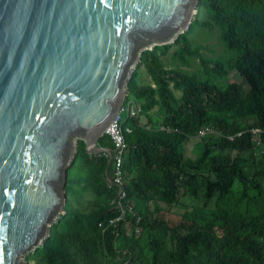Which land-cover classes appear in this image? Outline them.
Listing matches in <instances>:
<instances>
[{
    "label": "trees",
    "instance_id": "1",
    "mask_svg": "<svg viewBox=\"0 0 264 264\" xmlns=\"http://www.w3.org/2000/svg\"><path fill=\"white\" fill-rule=\"evenodd\" d=\"M198 7L236 55L227 67L240 72L246 88L228 82L226 67L205 59L202 48L190 47L187 36L198 18L173 45L145 52L124 101L143 109L138 118L124 116V127L132 129L124 168L135 176L127 192L143 218L142 236L117 239L98 229L116 216L111 204L118 190L109 184L114 165L108 167L106 154L89 155L79 141L66 190L74 201L85 191L94 198L82 212L68 202L28 264H264V0H199ZM171 49V65L199 59L206 78L170 69L161 57ZM142 68L152 83L138 82ZM158 112L161 119L150 121ZM204 127L220 136L202 138L201 153L191 159L184 144ZM254 129L262 130L258 146ZM98 143L114 150L106 135Z\"/></svg>",
    "mask_w": 264,
    "mask_h": 264
},
{
    "label": "water",
    "instance_id": "2",
    "mask_svg": "<svg viewBox=\"0 0 264 264\" xmlns=\"http://www.w3.org/2000/svg\"><path fill=\"white\" fill-rule=\"evenodd\" d=\"M198 1L0 0V264L46 244L79 141L108 152L133 68L189 30Z\"/></svg>",
    "mask_w": 264,
    "mask_h": 264
},
{
    "label": "built area",
    "instance_id": "3",
    "mask_svg": "<svg viewBox=\"0 0 264 264\" xmlns=\"http://www.w3.org/2000/svg\"><path fill=\"white\" fill-rule=\"evenodd\" d=\"M125 101V99H124ZM141 114V109L137 107L135 101L130 100V103H123L116 116L111 120L109 125L105 129L104 135L110 136L114 143L113 150V161H114V174L110 180V187L115 186L118 190L117 198L112 203V212L116 213L114 218L109 219L107 222L98 224V229L102 234L108 232L112 233L116 238H119L122 234V231H128L132 233V228H135L134 233L136 236L142 234V222L143 219L136 211V208L133 206V202L128 198V181L125 177V161L126 155L129 151V147L126 141V134L132 133V129L124 127L125 118H138ZM148 128V127H147ZM160 131H170V127L165 125H160L158 127ZM262 132L260 129L252 130L254 134L253 141L254 143L260 145L261 140L259 134ZM209 134H217L220 136V133L214 131L211 127H204L198 132L197 138H204ZM241 134H238L240 136ZM235 136H226V139L233 141ZM124 264H128L125 262Z\"/></svg>",
    "mask_w": 264,
    "mask_h": 264
},
{
    "label": "rangeland",
    "instance_id": "4",
    "mask_svg": "<svg viewBox=\"0 0 264 264\" xmlns=\"http://www.w3.org/2000/svg\"><path fill=\"white\" fill-rule=\"evenodd\" d=\"M198 3H199V1H198ZM197 18H198V20L193 23L192 28H191V32L187 36V41H188L190 47L192 49L202 48L203 51H202L201 55L205 59L210 60L214 64L221 63L226 67V71H227L226 79L228 82H236L238 84H241L244 88H246L245 82H244L243 77L241 76L240 72L237 71L236 69H230L227 67L232 60H235L236 55H234V53L226 50V48L222 42L221 34H220L218 27L216 26V24L214 22L211 21V19L209 18V14L205 10L204 7H198V5H197V8H195V11H193V16L191 18V22H193ZM204 22L210 23L211 26L207 29L201 28L200 25L203 24ZM156 48H159V47H156ZM173 51H174V49H171L170 52L165 57H163V56L161 57L165 61V63L168 64V67L170 69H174V70L179 71L180 73H183V74L197 75L200 79L206 78L204 75V70L202 69V64H201L199 59H192V60H189V61L183 62V63L177 61L173 65H171L170 64V57H171V54ZM140 63L136 67L135 72L138 71ZM209 68L212 69L213 65L210 64ZM138 75H139V78H137V80L140 84L149 83L150 79L145 74V70L143 68H142V70H140L138 72ZM209 79H212L211 75H209ZM219 82L224 83V80H219ZM150 83H152V82H150ZM176 95L179 96L180 92L176 91ZM193 139L198 140V142L192 141V139H191V141H189V145H190L189 147L190 148L194 147L195 152L194 153L190 152L187 155V150H186V154H185L187 157H189L191 159L197 158L198 155L201 153V147H204L203 144L201 142H199V141H202V139H200V138H193ZM87 193H88V195L93 194L91 191H88ZM185 203L190 204V202L188 200H185ZM89 205H90V202L86 201L83 203L82 206L79 205V206H74V207L82 212V211H87L89 208ZM168 219L175 221V218H172L170 216H168Z\"/></svg>",
    "mask_w": 264,
    "mask_h": 264
},
{
    "label": "crops",
    "instance_id": "5",
    "mask_svg": "<svg viewBox=\"0 0 264 264\" xmlns=\"http://www.w3.org/2000/svg\"><path fill=\"white\" fill-rule=\"evenodd\" d=\"M149 79H150V77H149ZM151 82V80L149 81V83ZM129 103H130V101H129ZM137 104V107L138 108H140L141 109V114L140 115H142V113H143V109H142V106L140 105V104H138V103H136ZM143 118V124H145L146 122H147V119L145 118V117H142ZM161 119V117H160V114H159V112L158 113H155L153 116H152V118L151 119H149L150 121H153V122H157V121H159ZM148 127V126H147ZM149 128V127H148ZM111 141H112V143H113V140L111 139V137L110 136H107ZM195 138H197V137H195ZM189 141H191V139L189 140ZM189 141L188 142H186L185 144H184V150H185V154H186V150H187V155L191 152V153H194L195 151V148L194 147H192V148H190L189 146ZM192 141H195V142H198V140H195V139H192ZM113 146H114V143H113ZM104 148L108 151V152H105V153H107L106 155L109 157V161H108V167L109 166H111V165H114V161H113V158H112V152H113V150H112V148H107L106 146H104ZM105 153H102V154H105ZM89 154V153H88ZM99 154H101V153H98V154H89V155H99ZM109 154V155H108ZM110 156H111V158H110ZM107 175H108V171H107ZM125 177H126V180L128 181V182H130L132 179H134V175H130V174H128V172L126 171V169H125ZM68 178H69V175H68ZM79 178V177H78ZM109 184H110V180H109ZM79 185H81V184H78V186H77V188L76 189H79ZM88 191H85V192H83V193H78L77 194V197L79 198L78 199V201H74V199L72 198V197H69V195H68V202H71L72 204H73V206H79V205H83V203L84 202H86V201H89L90 203H91V201L93 200V198H94V194H92V195H88V193H87ZM112 205V204H111ZM133 205H134V207L136 208V205H135V203L133 202ZM90 206V205H89ZM150 207V209H153V206L152 205H150L149 206ZM137 211V210H136ZM138 212V211H137ZM143 219V218H142ZM98 227V226H97ZM143 229V228H142ZM100 230V229H99ZM134 230H135V228H132V233H129L128 231H124V229H123V231H122V234H121V236L120 237H124V238H134V237H139V236H136L135 235V233H134ZM102 233V232H101ZM108 233H110V232H108ZM108 233H106V234H108ZM142 233H143V231H142ZM112 234V233H111ZM113 235V234H112ZM114 236V235H113ZM140 236H142V234L140 235ZM119 237V238H120ZM119 238H117V239H119ZM125 254L126 253H124L123 254V256H125ZM128 264H129V262H128Z\"/></svg>",
    "mask_w": 264,
    "mask_h": 264
},
{
    "label": "bare ground",
    "instance_id": "6",
    "mask_svg": "<svg viewBox=\"0 0 264 264\" xmlns=\"http://www.w3.org/2000/svg\"><path fill=\"white\" fill-rule=\"evenodd\" d=\"M193 11H194V8H193L191 14H193ZM179 35H180V33H178V34L173 38V40H176V39L179 37ZM176 41H177V40H176ZM157 45H159V44L151 45V46L145 48V50H146V51H152L155 47H157ZM135 71H136V67L133 68V72H132V74L129 76V78H130L131 76L134 75V72H135ZM91 147H92V144L89 145V149H90Z\"/></svg>",
    "mask_w": 264,
    "mask_h": 264
},
{
    "label": "clouds",
    "instance_id": "7",
    "mask_svg": "<svg viewBox=\"0 0 264 264\" xmlns=\"http://www.w3.org/2000/svg\"><path fill=\"white\" fill-rule=\"evenodd\" d=\"M141 116V115H140ZM143 119V118H142ZM109 125V124H108ZM106 129V128H105ZM105 133V132H104ZM102 136H104V135H102ZM30 256V255H29Z\"/></svg>",
    "mask_w": 264,
    "mask_h": 264
}]
</instances>
